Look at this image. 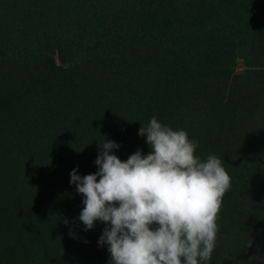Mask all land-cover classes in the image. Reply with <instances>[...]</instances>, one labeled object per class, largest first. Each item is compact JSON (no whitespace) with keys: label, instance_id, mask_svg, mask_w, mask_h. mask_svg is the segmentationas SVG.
Wrapping results in <instances>:
<instances>
[{"label":"trees","instance_id":"16d2710c","mask_svg":"<svg viewBox=\"0 0 264 264\" xmlns=\"http://www.w3.org/2000/svg\"><path fill=\"white\" fill-rule=\"evenodd\" d=\"M153 115L230 174L207 264H264V0H0V264H109L70 173Z\"/></svg>","mask_w":264,"mask_h":264},{"label":"clouds","instance_id":"9594fccd","mask_svg":"<svg viewBox=\"0 0 264 264\" xmlns=\"http://www.w3.org/2000/svg\"><path fill=\"white\" fill-rule=\"evenodd\" d=\"M139 135L147 154L137 150L121 160L111 151L120 145L106 139L97 172L80 175L78 165L71 171L70 184L83 196L78 219L85 231L97 221L107 225L99 244L107 245L109 264H207L230 174L216 155H196L199 142L186 130L156 115Z\"/></svg>","mask_w":264,"mask_h":264},{"label":"rangeland","instance_id":"374dc122","mask_svg":"<svg viewBox=\"0 0 264 264\" xmlns=\"http://www.w3.org/2000/svg\"><path fill=\"white\" fill-rule=\"evenodd\" d=\"M242 68H243V61L240 60V61H239V69H242Z\"/></svg>","mask_w":264,"mask_h":264}]
</instances>
